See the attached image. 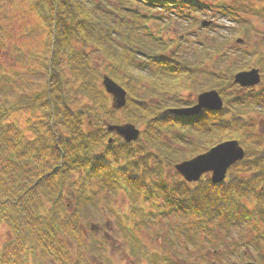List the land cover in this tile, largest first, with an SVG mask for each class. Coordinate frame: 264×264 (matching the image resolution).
Wrapping results in <instances>:
<instances>
[{
  "label": "trees",
  "instance_id": "trees-1",
  "mask_svg": "<svg viewBox=\"0 0 264 264\" xmlns=\"http://www.w3.org/2000/svg\"><path fill=\"white\" fill-rule=\"evenodd\" d=\"M237 5L232 9L235 5L204 0H34L40 20L48 25L39 66L46 79L32 93L0 97V225L6 229L0 264H94L84 252L87 241L78 207L92 197L98 171L132 199L164 186L170 201L177 199L178 206L196 213L194 230L227 236L232 228L248 226L254 243L264 241V133L251 115L264 116V89L233 91L234 70L256 67L264 73L263 52L252 51L248 61L233 68L223 63L227 71L212 72L210 82L201 85L200 93H219L224 101L220 111L203 110L190 119L171 112L180 104H166L168 97L178 98L194 85L203 63L224 50L216 41L211 49L203 42L201 62H174L164 55L181 40L165 35L204 9L239 21L243 4ZM244 25L239 34L246 33ZM86 48L101 59L99 65ZM103 75L126 91L121 118L104 105L107 95L99 83ZM137 87L147 89L153 101L140 97ZM20 112L28 113L23 127ZM99 114L106 116L103 122ZM124 121L142 127L141 145L135 150L126 144L121 150L115 140L107 143L106 124ZM172 139L183 141L189 150L181 152ZM232 139L239 142L244 157L228 169L224 182L213 184L204 177L191 185L167 183V167ZM118 158L124 159L123 165ZM154 161L157 169L151 166ZM130 203L131 220L146 216L141 206ZM122 237L134 257L148 261L147 254L139 255L134 236L125 232ZM258 264H264V251Z\"/></svg>",
  "mask_w": 264,
  "mask_h": 264
},
{
  "label": "rangeland",
  "instance_id": "rangeland-1",
  "mask_svg": "<svg viewBox=\"0 0 264 264\" xmlns=\"http://www.w3.org/2000/svg\"><path fill=\"white\" fill-rule=\"evenodd\" d=\"M204 1L207 4L222 2L230 6L235 5L231 6L232 9L239 7L237 4L242 3L243 9L236 10L239 12L238 16L242 17V19L249 18L251 25L249 24L247 27L244 25L246 33L239 34L238 27L242 26L241 20L234 21L230 18L220 17L218 12L215 13L214 10L204 9V13L202 12V14L194 13V19L192 21L190 19L188 24H185L187 22L185 21L182 25L175 24L170 29L172 32L170 31L165 37H170V40L180 37L179 40H181L180 43H175L177 46L180 45L179 48L173 45L174 49L170 48L165 52L166 55H164L171 58L174 57V62L182 60L192 63L201 62L205 58V55L200 53L202 49L199 50L203 42L205 43V47H210V49L219 43L224 52L226 51L225 54L224 52L217 53L213 59L207 60L206 64L203 63L202 67L198 70L196 78L193 79L194 85H189L188 89L182 91L178 98H173V96L168 97L166 104L170 107H177L178 104L181 107L177 108L195 105V99L200 94L199 89L201 85L210 82L212 72L220 73L221 71H227L223 68V66L225 67L223 63L233 68L244 63V61H248L252 55V51L256 49L262 51L264 54V0ZM33 5L34 0H0V97H8L10 99L11 97H19L32 93L41 89L46 79L45 71L39 66H41V59H43L42 51L46 35L48 34V25L40 20ZM203 20L209 21L208 23L212 24L208 27L204 26L200 28V23ZM214 41H216L215 45ZM197 43L199 47L196 46ZM194 50L196 52H193ZM243 51L244 53L248 51L251 54L245 55ZM86 52L99 65L101 59L97 58V54H94L87 48ZM142 60L145 61L144 58ZM99 67L101 70L102 66L100 65ZM249 69L240 71H247ZM237 72L239 71L234 70V73ZM259 73L261 78L259 84L254 88L242 89L235 84L236 87H233V91L241 94L251 90L258 92L264 89V73H261L260 70ZM99 83L101 84V78ZM135 90L139 91L138 93L143 99L153 101L147 89L142 90L137 87ZM111 101V97L107 95L104 105L110 107ZM122 110L123 108L115 110L114 117L116 119L123 116ZM27 114L24 112H20L19 114L22 127L24 126V118H26ZM251 115L255 119L258 131L264 133V116L258 113ZM97 117L99 119L101 117L102 122L106 118L102 114L97 115ZM121 123L129 122L124 121V123ZM129 124L134 125L142 131V127H139L137 124ZM112 137L115 140L114 145L119 146L122 150L120 138L118 139L115 135H112ZM140 143L141 139L132 144L133 150L138 148L141 145ZM172 143L180 151L189 150L188 146H186L187 144L183 141L178 142L172 139ZM121 153L126 155L123 151ZM123 164L124 159L118 158V165ZM157 164L154 161L151 164L152 168L157 169ZM165 171L167 183L173 184L180 178L178 173L173 169H168L167 167ZM93 189L95 193L92 194V201H84V203L80 204L78 215L80 218V229H82L84 238L87 241L86 249H83L94 264H151L149 260L159 264H170L168 263V259L173 260L174 264H240L243 261L258 260L257 257L259 255L257 250L264 248V242H262V247H251V249L249 248L245 251H243L244 247H240L241 251H236L237 244L241 239L239 232L242 231V228L237 230L232 228L230 231L232 242L228 243L230 250L222 242L223 232L221 231V235L215 236L213 233L214 242L208 243L206 238H204L200 248L195 249V245L191 244L184 235L186 225L192 222L193 218L187 215L182 216L181 214L152 217L149 215V210H155V207L152 205L153 203L143 197L141 198L136 195V197L130 199L128 196H123L122 192L116 187L106 186L103 182L99 183L98 186H94ZM175 196H178V193H175ZM128 201H133L134 208L140 209L142 207L145 211L146 216L142 214L141 217H135L132 220V225L134 234L137 236L139 242V255L147 254L148 261H146L147 259L144 260V258L134 257L129 244L122 237L124 234L121 232V225L118 221L122 219L120 212H131L132 209H127L131 205ZM72 207L70 205L69 209ZM169 207L170 205L165 206L167 209ZM90 226L92 227L90 228ZM5 230V227L0 225V242L4 237L6 238ZM228 240H230L229 236Z\"/></svg>",
  "mask_w": 264,
  "mask_h": 264
},
{
  "label": "water",
  "instance_id": "water-1",
  "mask_svg": "<svg viewBox=\"0 0 264 264\" xmlns=\"http://www.w3.org/2000/svg\"><path fill=\"white\" fill-rule=\"evenodd\" d=\"M204 22L202 25H206ZM260 81L257 69L242 71L234 76V82L240 86H254ZM102 86L107 94L112 97V108L120 109L126 103V92L118 84H115L106 75L102 78ZM197 103L191 108L172 110L176 114H196L201 109L220 110L222 108V100L218 93L214 90L203 92L197 97ZM109 132H115L120 135L124 141L131 142L138 138L139 131L131 124L109 125ZM236 140H229L215 145L205 153L195 156L194 158L175 165V169L185 180L197 181L205 172H211V181L219 183L224 180L228 168L235 162L241 160L244 151L241 149ZM254 264V263H245Z\"/></svg>",
  "mask_w": 264,
  "mask_h": 264
}]
</instances>
